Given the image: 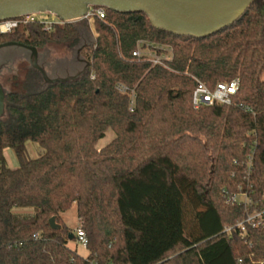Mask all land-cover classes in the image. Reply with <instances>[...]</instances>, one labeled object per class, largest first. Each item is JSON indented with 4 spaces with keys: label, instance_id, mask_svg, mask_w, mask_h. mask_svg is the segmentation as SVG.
Masks as SVG:
<instances>
[{
    "label": "trees",
    "instance_id": "trees-1",
    "mask_svg": "<svg viewBox=\"0 0 264 264\" xmlns=\"http://www.w3.org/2000/svg\"><path fill=\"white\" fill-rule=\"evenodd\" d=\"M104 9L93 25L87 18L49 28L27 23L0 35V44L39 50L66 43L87 63L78 78L48 85L30 67L19 89H7L0 264H264V224L237 225L264 209V0L205 37L156 28L143 11ZM140 41L167 46L171 56L162 63L135 56ZM234 78L231 104L193 107L197 80L213 88ZM108 129L115 137L97 148ZM29 141L43 149L38 157L29 155ZM7 148L18 166L7 164ZM180 181L200 207L197 222L154 243L146 221L169 223L154 196L134 191L158 186L175 203ZM241 191L251 205L228 201ZM73 204L87 255L69 246L73 231L62 214Z\"/></svg>",
    "mask_w": 264,
    "mask_h": 264
},
{
    "label": "water",
    "instance_id": "water-1",
    "mask_svg": "<svg viewBox=\"0 0 264 264\" xmlns=\"http://www.w3.org/2000/svg\"><path fill=\"white\" fill-rule=\"evenodd\" d=\"M256 1L258 0H0V20L48 12L63 22H72L85 18L90 7L98 6L120 12L143 11L156 28L177 35L205 37L233 24ZM1 48L8 54L18 52L16 56L25 50L29 51L30 65L41 73L45 85L76 79L87 67L86 63L75 74L53 77L40 64L37 47L9 41L1 43ZM77 56L80 61L85 62ZM6 95L7 90L0 81V118L5 114ZM49 222L54 229L59 226L54 216ZM74 238L75 234L71 232L69 239Z\"/></svg>",
    "mask_w": 264,
    "mask_h": 264
},
{
    "label": "rangeland",
    "instance_id": "rangeland-1",
    "mask_svg": "<svg viewBox=\"0 0 264 264\" xmlns=\"http://www.w3.org/2000/svg\"><path fill=\"white\" fill-rule=\"evenodd\" d=\"M91 25H93V23ZM87 35L86 41L90 42V40H92V35H94L92 27L88 30ZM158 48L161 49L162 53H158ZM143 50L145 52H150L152 55L159 54L163 57L171 56V50L167 46L160 45L155 47L154 44L147 43L146 47H143ZM76 56V49L70 47L66 43H50L45 48L39 50L40 64H42L46 68L47 72L53 77L55 75L63 77L66 75H72L82 69V61L77 59ZM30 67L31 65L27 56V50H25L21 52L20 55L16 56L11 63H7L2 67L0 71L1 83L7 89H19L18 85H21ZM68 69L71 73L67 72ZM114 137L115 132L112 129H108L105 136L97 142L96 147H104ZM27 149L31 157H38L43 151V149L40 148L36 142L32 141L27 143ZM5 157L9 166H18V159L11 148H7L5 150ZM137 190L138 192L134 191L136 196H140L143 193H149L157 199L163 208L165 219L169 223L167 227L162 229V227H160V218L146 221L150 230L151 239L154 243L166 241L169 239L174 230H178L185 235L194 223L197 222L196 214L200 211V207L198 205H193L190 200L187 199L186 181L177 182L176 193L180 197V201L178 200L175 203H173L171 199L164 200L163 190L162 188H158V186L139 185ZM62 215L66 224L75 233L77 228L80 226V221L77 216V205L73 204L71 209ZM69 246L72 249L77 250L81 255H87L88 253L86 247L78 242L76 238L69 240Z\"/></svg>",
    "mask_w": 264,
    "mask_h": 264
},
{
    "label": "built area",
    "instance_id": "built-area-1",
    "mask_svg": "<svg viewBox=\"0 0 264 264\" xmlns=\"http://www.w3.org/2000/svg\"><path fill=\"white\" fill-rule=\"evenodd\" d=\"M105 9L103 7H90L85 18L89 20L92 24L94 23V19L96 16L104 17ZM63 22L54 14L45 12L32 13L28 15H23L16 18L4 19L0 20V35L10 33L15 30L21 24L27 23H41L44 24L46 28L51 27L54 23ZM143 42H139V47L136 49L133 54L135 56H146L151 58L154 63H162L165 59H169V57H163L159 54L152 55L150 52H145L142 47ZM151 51V49H150ZM240 81L238 78H234L230 81H220L216 84L215 87L210 88L206 83L201 80H197L196 87L193 91L192 95V104L195 109H199L205 105H213V104H231L233 96L239 90ZM120 90H126V87L120 86ZM264 200V195H263ZM228 201L237 202L239 204L243 203L245 205H251V199L248 192L241 191L240 193H236L230 195ZM257 205V202L255 203ZM263 210H259L255 208L252 212H250L247 217L240 221L237 225L240 227L242 231L245 230L246 226L249 224L251 226H259L264 224L263 220ZM232 226L225 227L224 231L231 232ZM75 238L82 245L86 247L87 245V237L85 231L82 227H78L75 232Z\"/></svg>",
    "mask_w": 264,
    "mask_h": 264
},
{
    "label": "flooded vegetation",
    "instance_id": "flooded-vegetation-1",
    "mask_svg": "<svg viewBox=\"0 0 264 264\" xmlns=\"http://www.w3.org/2000/svg\"><path fill=\"white\" fill-rule=\"evenodd\" d=\"M18 53V52H17ZM17 53H11L8 54L6 51H4L3 48L0 49V71L3 66H5L10 60H12ZM27 56L29 58V51H27ZM80 71V70H79ZM68 73H71L70 70L68 69ZM58 75H55L54 77H57ZM4 86V85H3ZM5 87V86H4ZM7 90V88H5Z\"/></svg>",
    "mask_w": 264,
    "mask_h": 264
},
{
    "label": "crops",
    "instance_id": "crops-1",
    "mask_svg": "<svg viewBox=\"0 0 264 264\" xmlns=\"http://www.w3.org/2000/svg\"><path fill=\"white\" fill-rule=\"evenodd\" d=\"M6 150V149H5ZM13 150V149H12ZM14 151V150H13ZM15 153V152H14ZM4 154H5V151H4ZM6 158V157H5Z\"/></svg>",
    "mask_w": 264,
    "mask_h": 264
}]
</instances>
